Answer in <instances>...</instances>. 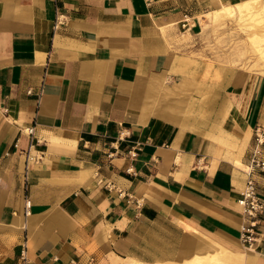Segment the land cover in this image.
Returning a JSON list of instances; mask_svg holds the SVG:
<instances>
[{"label":"crops","instance_id":"crops-1","mask_svg":"<svg viewBox=\"0 0 264 264\" xmlns=\"http://www.w3.org/2000/svg\"><path fill=\"white\" fill-rule=\"evenodd\" d=\"M255 1L0 0V264H264L236 205L264 77L181 43Z\"/></svg>","mask_w":264,"mask_h":264},{"label":"rangeland","instance_id":"rangeland-1","mask_svg":"<svg viewBox=\"0 0 264 264\" xmlns=\"http://www.w3.org/2000/svg\"><path fill=\"white\" fill-rule=\"evenodd\" d=\"M261 1L263 2L259 3V7L264 12V0ZM184 24L187 27H181L182 30H189V22ZM247 25V28L242 27L235 17L224 22L215 21L210 14L202 19L197 33L182 37L181 43L188 57L195 61L227 66L264 77L260 70L263 62L260 60L259 54L258 58L256 57L251 42V39L258 37V46L261 50L264 49V28L252 23ZM257 61L258 66L256 65Z\"/></svg>","mask_w":264,"mask_h":264},{"label":"built area","instance_id":"built-area-1","mask_svg":"<svg viewBox=\"0 0 264 264\" xmlns=\"http://www.w3.org/2000/svg\"><path fill=\"white\" fill-rule=\"evenodd\" d=\"M60 17L58 16L56 19V25L61 23ZM184 23H187V19L184 20L181 26L182 28L187 27ZM24 133L30 138V148H34L38 143L37 140H34V128H26ZM130 156L134 157L135 154ZM253 173H257L264 177V126L262 125L255 126L252 130V145L249 151L248 164L245 172L247 178L236 200L240 216L249 219L247 228L242 229L239 234L240 242L247 247H250L255 242L254 228L259 219L264 215V202L257 196L255 183L250 178V175ZM25 206L26 209L30 207V201L27 199L25 200ZM19 261L20 264H32L27 259L25 244L20 252ZM70 264H74V262H70Z\"/></svg>","mask_w":264,"mask_h":264},{"label":"bare ground","instance_id":"bare-ground-1","mask_svg":"<svg viewBox=\"0 0 264 264\" xmlns=\"http://www.w3.org/2000/svg\"><path fill=\"white\" fill-rule=\"evenodd\" d=\"M257 1L252 3H243L236 6V8H224L216 13L213 14L215 21L224 22L230 18H236L237 22L242 24V27L247 28V24H254L255 26H261L264 28V12ZM261 12L263 16L261 15ZM247 23V24H246ZM264 32V31H263ZM264 37V35H263ZM254 38V37H251ZM258 37L256 39H251L253 47V52L256 53V57L259 58L263 62L261 66V74L264 76V49L258 46ZM258 60V59H257ZM258 66V61L256 62Z\"/></svg>","mask_w":264,"mask_h":264}]
</instances>
